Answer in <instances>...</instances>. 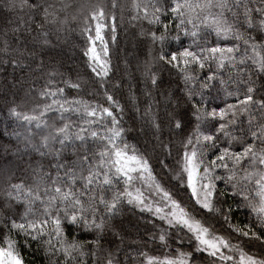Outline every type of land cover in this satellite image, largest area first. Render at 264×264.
Here are the masks:
<instances>
[{
	"label": "snow or ice",
	"instance_id": "snow-or-ice-1",
	"mask_svg": "<svg viewBox=\"0 0 264 264\" xmlns=\"http://www.w3.org/2000/svg\"><path fill=\"white\" fill-rule=\"evenodd\" d=\"M73 7L83 17L87 68L102 90L93 94L102 95L95 102L66 98L67 89L79 90L84 81L78 77L73 82L54 68L46 70L33 50L48 45L50 35L63 30ZM119 7L118 0H112L110 8L87 0L78 6L64 0L0 2V12L13 16L7 21L11 26L0 32V65H11L13 74L19 70L32 78V85L39 84L26 91L25 100L31 98L34 104L30 112L20 105L9 109L24 128L16 134L25 148L21 160L32 153L38 159L16 170L0 166L3 264H24L17 252L21 238L27 246L37 243L49 264H196L198 255L203 257L199 264H264V0L132 2L130 22L150 26L141 33L149 47L142 76L151 84L144 93L148 104L141 119L155 141L154 150L158 146L167 152L164 159L157 156V162L174 173L175 190L157 179L146 155L125 142L124 106L108 88L113 68L104 34L110 30L111 42H116ZM181 32L192 43L170 51L171 41H179ZM211 33L217 42L209 47L202 35ZM206 66L209 75L200 81L198 73ZM164 71L175 72L183 88L179 96L160 92L165 102L161 114L154 110L159 102L153 90ZM217 80L236 102L209 110L205 92ZM112 87L119 89L121 83ZM129 99L136 104L134 95ZM166 133L167 142L162 139ZM173 148L175 164L169 165ZM181 192L188 196L187 204ZM228 197L235 210L248 213V224L232 223L234 209L225 207ZM125 204L150 214L146 223L154 230L145 240H158L163 253L134 249L135 256L125 252L121 260L122 248L102 243ZM69 226L95 238L70 240ZM113 235L123 243L119 233ZM185 236L191 251L181 250ZM172 243L180 247L173 250ZM253 248L257 251H250Z\"/></svg>",
	"mask_w": 264,
	"mask_h": 264
},
{
	"label": "trees",
	"instance_id": "trees-1",
	"mask_svg": "<svg viewBox=\"0 0 264 264\" xmlns=\"http://www.w3.org/2000/svg\"><path fill=\"white\" fill-rule=\"evenodd\" d=\"M2 2V0H0ZM59 2V0H57ZM66 3L79 5L84 0H64ZM88 3L96 4L101 3L110 8L112 0H87ZM133 0H118L120 7L116 11V24H117V40L113 44L111 42L112 33L110 30L105 31V39L109 43L110 61L112 64V73H110L111 79L107 81L109 91H114L116 99L124 106L122 126L124 127L125 136L124 140L130 146H135L141 154L146 155L154 168V174L157 179L160 180L165 187L175 190L176 181L171 179L174 173H167V170H162L161 166L157 162V156L160 159H164L167 156V152H161V149L157 146L154 150L155 141L151 139V133L147 131L145 121L141 119L144 109L148 104V99L144 95L145 91L151 89L150 82L145 84L142 76V64L143 61L148 58V41L141 34L142 30L149 29L147 22H130V16L132 12ZM69 23L63 28L60 33L53 32L50 35L49 44L41 48L39 45L34 51L38 53L37 60L43 59L46 70L56 69L58 72L63 73L65 78H71L73 82L79 77L84 83L81 89H67L65 96L68 99L80 98L85 101L95 102L102 99V95L94 93H102L99 90V84L95 81V77L90 73L87 68V58L83 55L84 51L88 47L87 39L81 35V29L84 27L83 17L80 16L78 7L69 9ZM77 16L76 21H72V16ZM122 17V19H121ZM13 19L11 14L0 12V32L6 27H10L7 21ZM170 19V18H169ZM166 23L168 21H165ZM111 23V21H109ZM93 36L94 23L92 25ZM35 35V33L33 34ZM177 35L174 25H172L171 36ZM206 40L208 46H214L217 42V38L214 33L208 35H202V42ZM192 43L191 38L183 36L180 33V40H172L170 51H180L182 47H187ZM99 48V43H97ZM133 47V48H132ZM131 56V58H130ZM35 67V65H33ZM212 71H215V66H212ZM39 72L35 73V76L39 77ZM160 85L157 89L153 90V96L159 102L157 108L161 114L165 108V102L163 97L160 96V92H164L167 95L168 91H173L177 96L181 95L180 89L183 88V83L179 80L178 76L173 73L164 71L162 74ZM200 81H204L209 75V68L198 73ZM15 77V81L13 79ZM26 77V73H21L17 70L14 74L11 65H0V166L10 167L13 170L18 167L22 168L30 159H38L36 154H27L23 156L21 160V153L25 152L24 144L21 140H17V133H22L24 128L20 126V122L15 117L10 115L9 109L13 106L20 105L22 111H31L34 104L31 102V98L25 100L26 91L29 85H32V78ZM223 78H228V72L225 71ZM59 79V77H58ZM253 79L259 80L257 76H253ZM117 82L121 83L119 89H113V85ZM43 80H40V84ZM33 87H39V84L32 85ZM63 86V85H62ZM232 90V89H230ZM136 97V104L134 105L129 99L130 96ZM207 98V106L209 110L212 107H223L225 103H235L234 98H228L219 84V80L214 82V86L205 92ZM107 106V105H105ZM139 108V112H137ZM172 109L169 108L168 111ZM53 117H49L52 119ZM39 139V138H37ZM162 139L167 142L168 136L165 134ZM176 151L173 148L172 156L169 158V165L175 164ZM74 159V157H73ZM223 185L220 188L223 189ZM185 203H188V196L183 192L180 193ZM227 205H232L234 213L231 217L232 223L243 227L249 223L248 213L244 210H235V202L231 197L227 198ZM151 219L150 214L141 213L138 209L130 205H124L119 212L110 222V230L105 234V239L102 241L105 245L111 243L113 250L116 246L123 249L120 253V259H124V253L127 252L131 256H135L137 253L134 249L140 251H148L150 255H160L165 251L164 248L159 246L157 240L155 244L151 241H146L145 237L151 233L154 229L150 224L146 222ZM222 220V218H221ZM220 228V224L216 225ZM226 229L227 225H223ZM113 232L119 233L123 237V243H121L118 236H114ZM66 233L68 239H77L81 242H87L95 238L94 233L84 232L83 230L77 231L74 227H67ZM187 237L185 236V243L182 246L183 251H191L187 243ZM135 242V243H134ZM234 243L236 241H233ZM147 243V247H145ZM132 245V247H129ZM180 245L172 243V249L175 250ZM38 244L32 243L31 246L24 244L23 239L19 240L17 245V252L22 258L24 264H49L45 257L44 251L41 248L37 250ZM250 251H257L253 248ZM203 259L198 255L196 264H199V260Z\"/></svg>",
	"mask_w": 264,
	"mask_h": 264
},
{
	"label": "rangeland",
	"instance_id": "rangeland-1",
	"mask_svg": "<svg viewBox=\"0 0 264 264\" xmlns=\"http://www.w3.org/2000/svg\"><path fill=\"white\" fill-rule=\"evenodd\" d=\"M133 48V47H132ZM131 58V56H130ZM0 130H2V126H0ZM16 170V169H15ZM0 264H3L2 258H0Z\"/></svg>",
	"mask_w": 264,
	"mask_h": 264
}]
</instances>
